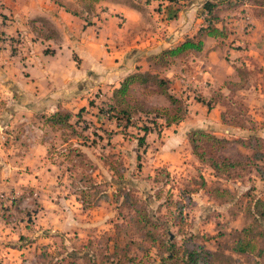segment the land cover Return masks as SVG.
<instances>
[{"label":"rangeland","instance_id":"374dc122","mask_svg":"<svg viewBox=\"0 0 264 264\" xmlns=\"http://www.w3.org/2000/svg\"><path fill=\"white\" fill-rule=\"evenodd\" d=\"M255 1L264 5V0ZM236 12L239 19H246L245 11ZM250 26L247 20L245 28ZM245 60L249 69L239 68L251 93L224 90L206 101L194 90L195 100L206 106L219 102L224 125L235 128L221 154L246 166L230 171L229 177L213 175L210 168L193 161L183 146L179 151L181 164L168 172L164 166L154 167L157 161H152L153 154L161 141L150 137L138 146L144 127L161 129L151 123L164 109L153 101L151 86L132 89L133 100L144 106V111L127 128L123 122L108 119L109 105L100 94L93 99L95 108L82 115L75 128L77 135L43 126L41 140L48 143L44 166L52 168L42 174L41 184L32 182L31 173L22 171L31 177L23 176L21 181L19 171L8 169L18 165L24 151L22 142L25 149H31L36 138L30 128L33 126H27L22 137L17 135L19 140L13 134L15 127L0 129V162L4 163L0 165V264H110L114 250L107 236L118 234L122 241L144 242L147 249L144 255L137 246H131L128 256L137 261L128 264L160 263L162 257L170 256L165 249L168 242L176 245L180 259L188 250L203 248L212 253L209 264H264V254L238 256L230 250L237 233L248 225L247 207L254 198H264V181L252 166L255 163L264 168V41ZM184 70L183 76L192 71ZM43 119L37 116L30 122L35 120L36 127L44 125ZM249 145L256 147L255 152ZM256 152L262 155L261 160H253ZM202 180L207 189L231 191L232 201L210 199L202 189ZM81 192L89 194L90 205L84 208L79 202ZM135 204L147 210L159 227L160 241L154 245L141 235H126L115 229L133 214ZM260 245H264V238Z\"/></svg>","mask_w":264,"mask_h":264},{"label":"crops","instance_id":"0c3cea01","mask_svg":"<svg viewBox=\"0 0 264 264\" xmlns=\"http://www.w3.org/2000/svg\"><path fill=\"white\" fill-rule=\"evenodd\" d=\"M56 2L82 10L80 0H0V15L6 18L0 22V129L15 127L13 134L18 140L30 124L36 133L31 149H25L22 142L24 151L18 165L8 168L19 171L21 181L23 176L31 177L24 171L32 174L33 183L41 184L42 174L52 168L44 166L48 143L40 136L43 126L49 127L46 118L59 110L76 114L82 108L94 109L90 100L97 94L110 98L126 77L137 72L168 79L170 93L184 102L187 111L182 122L166 127L160 120L161 129L152 128L146 135L145 141L150 137L161 141L153 154L155 168L164 166L168 172L181 164L182 146L196 160L187 140L192 130L226 139L234 133L235 128L221 121L220 103L208 109L204 102L195 100L194 90L209 101L216 92H229L221 88L226 82L240 81L237 69H249L245 57H251L253 49L264 41L261 2L250 0L236 6L234 0H190L189 6L178 10L162 0H101L94 3L91 13L80 16ZM206 2L224 3L217 27L224 26L227 36L205 37L201 52L159 69L154 57L194 37L204 26ZM237 9L245 11L246 19H239ZM234 16L238 19H225ZM245 20L251 25L248 29ZM186 68L192 71L183 76ZM237 92L251 93L249 88ZM152 96L159 106L169 107L163 96L154 91ZM37 116L44 118V125L34 127L36 121L30 122Z\"/></svg>","mask_w":264,"mask_h":264},{"label":"trees","instance_id":"16d2710c","mask_svg":"<svg viewBox=\"0 0 264 264\" xmlns=\"http://www.w3.org/2000/svg\"><path fill=\"white\" fill-rule=\"evenodd\" d=\"M82 5V10L79 12L77 10H72L70 8H65L59 2H56L59 6L64 7L66 11L71 13L74 16H80L82 13H91L94 3H97L101 0H80ZM170 4L174 3L175 6L179 9H183L190 4V0H167ZM247 0H234V5L239 6L246 3ZM223 2H206L203 4V8L208 12L209 17L204 19V26L200 27L196 35L192 38L186 39L184 42L180 43L172 49L163 51L159 56H156L152 59L154 65L159 68H166L171 65L175 59H179L187 56L188 54H196L202 51L203 48V39L205 37L213 38H225L227 36L226 28L217 27L220 23L219 11L221 10V5ZM175 12V11H174ZM5 16L0 15V22L4 23ZM238 68V76L240 81L238 83L226 82L225 87L229 85L231 88L227 89L230 93L235 90V93L238 90L246 89V86L243 84V78H241V70ZM135 86H151L154 93L163 96L168 100L169 107L162 108L163 113L159 114L160 116H155L154 122H151L152 125L159 126L160 123L157 120H162L165 123L166 127H169L173 124H178L182 122L186 115L187 111L184 105V102L173 96L170 93V81L168 79L162 78L156 74L150 73H141L137 72L126 77L119 88L113 90L112 96L105 100L108 103V110L106 111L108 119H115L117 122H123V127L127 128L132 124L134 117L144 111V106H142L137 101L133 100L132 89ZM217 101H214L213 104H207L208 109H211ZM94 105L93 101H89V106ZM160 110V109H156ZM102 109L99 112L102 113ZM87 111L82 108L76 114H73L69 111L59 110L50 117L45 119V122L52 128H59L61 130H71L76 134V126L80 124L82 115ZM112 114L114 116H112ZM73 119H76L73 121ZM221 121L225 124V116L221 115ZM121 126V124H118ZM144 127L142 129L144 136L138 139V146H143L146 140V135L152 130V128ZM158 128V127H157ZM160 128V127H159ZM77 135V134H76ZM188 145L191 149V153L196 158L197 162L206 168L212 170L213 175L215 176H230V171L244 167L246 164H242L239 161H232L226 156H223L221 153L229 144L228 139L223 137H217L216 135L209 133L204 130L195 129L188 133L187 136ZM259 143L258 140H255ZM244 145V144H243ZM245 146V145H244ZM249 148L253 149L255 152L256 147L249 145ZM80 156H83L78 152ZM84 157V156H83ZM253 160H261L263 157L260 153H254L252 155ZM253 168L264 181V168L258 164L252 163ZM84 180V179H82ZM202 189L206 195L217 202L227 203L232 201L233 193L229 190H221L219 188L207 189L205 182L201 181ZM81 201L82 207H86L89 203L88 197L89 194L81 192ZM100 193V191H97ZM104 195V194H103ZM83 198V199H82ZM133 210V214L130 215L121 226L116 225L115 229L118 232H123L126 235H129L130 232L133 235H141L144 240H149L151 245H154L160 241V235L158 233L159 227L155 222L151 220L147 210L143 207H139L136 204ZM247 217L248 225L243 227L235 236L230 250L232 253L243 256L251 255L256 257H262L264 254V245H260L261 239L264 238V198H254L252 204L247 207ZM112 243L110 248L114 250L112 253V261L110 264H128L136 263L137 258H132L128 256L130 254L131 246H137L138 251H141L145 254L146 248H144V242L141 244H136L132 242L131 239L122 241L120 235L107 236ZM166 246V253L170 256L162 257L160 263L158 264H209L210 257L212 253L200 248V250H188L185 255L180 259L178 256L179 250L172 242H168ZM116 252V253H115ZM115 260V261H114Z\"/></svg>","mask_w":264,"mask_h":264},{"label":"built area","instance_id":"2783aa9c","mask_svg":"<svg viewBox=\"0 0 264 264\" xmlns=\"http://www.w3.org/2000/svg\"><path fill=\"white\" fill-rule=\"evenodd\" d=\"M202 16L204 19H207L209 17L208 12L205 11L204 9L202 10Z\"/></svg>","mask_w":264,"mask_h":264}]
</instances>
